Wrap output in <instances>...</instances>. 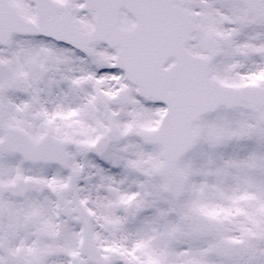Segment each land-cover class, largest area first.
I'll return each instance as SVG.
<instances>
[{
  "label": "snow or ice",
  "instance_id": "snow-or-ice-1",
  "mask_svg": "<svg viewBox=\"0 0 264 264\" xmlns=\"http://www.w3.org/2000/svg\"><path fill=\"white\" fill-rule=\"evenodd\" d=\"M0 264H264V0H0Z\"/></svg>",
  "mask_w": 264,
  "mask_h": 264
}]
</instances>
